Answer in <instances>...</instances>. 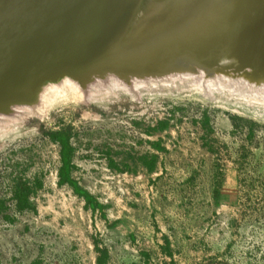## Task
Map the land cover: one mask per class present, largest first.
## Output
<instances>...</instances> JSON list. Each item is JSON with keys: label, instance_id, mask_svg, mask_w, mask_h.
Segmentation results:
<instances>
[{"label": "rangeland", "instance_id": "obj_1", "mask_svg": "<svg viewBox=\"0 0 264 264\" xmlns=\"http://www.w3.org/2000/svg\"><path fill=\"white\" fill-rule=\"evenodd\" d=\"M114 89L4 126L0 264H264V109L169 83ZM59 131L94 209L57 183Z\"/></svg>", "mask_w": 264, "mask_h": 264}, {"label": "water", "instance_id": "obj_2", "mask_svg": "<svg viewBox=\"0 0 264 264\" xmlns=\"http://www.w3.org/2000/svg\"><path fill=\"white\" fill-rule=\"evenodd\" d=\"M141 1L0 0V112L59 74L82 82L200 69L264 79V11H251L254 0H171L154 20L143 17L151 0ZM55 62L51 74H34Z\"/></svg>", "mask_w": 264, "mask_h": 264}, {"label": "bare ground", "instance_id": "obj_3", "mask_svg": "<svg viewBox=\"0 0 264 264\" xmlns=\"http://www.w3.org/2000/svg\"><path fill=\"white\" fill-rule=\"evenodd\" d=\"M254 2L255 6L251 11L261 9L264 11V0H254ZM56 65L57 62L45 69H39L34 74L39 75V72H49L51 74L57 68L54 69ZM158 83H169L176 88L180 86L192 88L203 98L214 100L216 99L215 95L218 94L217 92H224L235 95L239 100H243L256 108L264 109V79H251L242 74L219 71L206 74L200 69H181L161 76L120 78L106 72L102 76H94L82 82L74 80L66 74H59L43 79L35 87H29L25 90L26 95L10 103L7 111L0 112V135H5L8 131L11 132L14 129L13 127H4L10 123L23 121L29 116L43 119L47 114V110L55 106L57 102L69 100L85 103L94 100L100 91L106 92L108 89L113 91L116 88L128 92L133 90V87Z\"/></svg>", "mask_w": 264, "mask_h": 264}, {"label": "trees", "instance_id": "obj_4", "mask_svg": "<svg viewBox=\"0 0 264 264\" xmlns=\"http://www.w3.org/2000/svg\"><path fill=\"white\" fill-rule=\"evenodd\" d=\"M51 139L54 140L59 145V161L60 165L57 169L58 180L57 183L61 184L63 182L68 183L72 186L75 193L78 196L83 198V200L92 208L99 206V203L84 189L79 188L74 181L70 178V168H71V155L72 148L68 143V137L62 135V133L55 132L51 134ZM30 186L27 184V181L18 179L12 185V195L16 201V204L19 208L26 206L27 204V195L30 192ZM2 207V202L0 201V209Z\"/></svg>", "mask_w": 264, "mask_h": 264}]
</instances>
